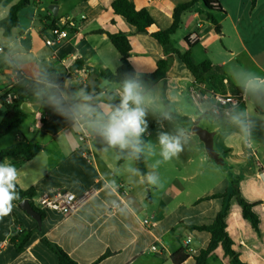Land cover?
<instances>
[{
    "label": "crops",
    "instance_id": "obj_1",
    "mask_svg": "<svg viewBox=\"0 0 264 264\" xmlns=\"http://www.w3.org/2000/svg\"><path fill=\"white\" fill-rule=\"evenodd\" d=\"M18 1L0 3V20ZM34 1L36 9L30 5L20 12V27L14 29L11 36L4 35L0 29V75L3 79L0 80V99L12 92L11 89L26 86L54 68L58 75L56 81L69 96L84 88L94 96L101 109L106 106L108 97H116L118 102L120 85L109 83L87 71L86 67L115 72L121 64V56L108 34L122 32L130 39V61L139 78L154 72L159 60H168L169 66L159 80L143 81L146 89L164 110L187 117L192 123L214 132V147H220L219 151L215 150L223 163L213 162L204 143L192 133V127L172 117L171 121L164 120L163 129H160L156 117L149 114L150 135L146 134V141L152 140L155 144L158 130L172 131L175 127L188 129L191 139L178 157L161 164H158L161 159L158 149L156 155L146 149L142 154L147 174L143 176L134 158L121 159L118 150L105 151L102 141L83 125L74 124L41 104L37 110L27 111L28 117L18 128L0 138V151L22 137L39 143L41 151L31 160L15 156L1 163L7 160L17 168V185L22 190L32 188L35 200L43 195L53 198L71 192L78 199L77 205L67 215L47 210L40 228L20 208V203L13 201L11 214L0 219V264H58L56 254L42 238L57 244L78 264H174L171 256L182 247L187 248L189 257L181 264H196L195 257L208 246L211 235L190 226L212 224L224 207L222 198H203L230 192L235 184L253 177H258L264 186V101L243 93L245 101L238 107L246 109L255 121L252 140L245 143L230 117L211 115L214 100L207 84L196 82L182 61L166 52L149 34L136 33L133 26L113 12L114 0ZM44 1L49 6L58 5L57 18L42 5ZM133 1L138 9H147L156 25L165 30L173 23L174 8L192 0ZM218 1L224 13L216 12L214 17L221 33H217L216 26L207 18L203 3L199 2L183 15L182 26L171 37V44L184 53L188 50L186 38L189 39L195 62L208 61L219 67L229 94L240 90L235 78L241 70L250 69L264 76V0H258L254 7L252 0ZM41 5L46 13L37 23L35 17ZM68 17L75 22L68 38L59 46L47 47L44 37L50 35L49 29L53 25H63ZM4 54L8 56V63L3 59ZM77 59H85L86 65L71 69ZM196 95L207 97V100L196 99ZM25 103L28 107L36 106L35 98ZM223 121L230 122L229 129L224 130ZM82 129L92 136L88 146L78 139ZM217 165H227L229 169L225 170L228 175V180L224 178L223 181L227 183L225 189L220 190L221 183L216 184L211 193L201 192L203 182L211 176L212 181L217 179ZM149 174L159 176L158 185L148 182ZM235 208L231 200L228 230L239 241L238 250L247 264H264V248L260 246L264 230L260 236L255 235ZM261 208L264 217V201ZM144 220L150 221V225H144ZM14 229L33 232L21 251L11 241ZM23 237L24 233L17 243ZM153 245L159 248L158 252L151 250ZM207 264L226 263L218 252Z\"/></svg>",
    "mask_w": 264,
    "mask_h": 264
},
{
    "label": "trees",
    "instance_id": "obj_2",
    "mask_svg": "<svg viewBox=\"0 0 264 264\" xmlns=\"http://www.w3.org/2000/svg\"><path fill=\"white\" fill-rule=\"evenodd\" d=\"M2 1L3 0H0V3ZM257 1L258 0L251 1L252 7L256 5ZM34 2V0H19L10 8L7 16L0 20V29L4 31V35L11 36L12 31L20 27V12L24 8L32 5ZM199 2L203 3L207 18L216 26L217 33H221L220 25L214 17V13L216 12L224 13V10L218 0H192L190 2L178 4L173 10V23L165 30L160 29L156 25L153 17L147 9H138L133 0H114L111 8L115 14L123 17L128 24L133 26L136 33L149 34L165 49L166 52L176 55L186 66L196 82L206 83L208 88L214 93L228 94V91L224 87V74L221 69L217 66H212L208 61L199 64L196 63L192 56L193 45L189 39L186 38L188 50L184 53H181L171 44V37L176 34L182 26L183 15L186 12L193 10ZM54 18L57 17L54 16ZM108 37L121 56V64L119 68L115 72H112L104 69L96 70L87 66L86 70L91 73H96L100 78L108 81L109 83L120 85V82L126 77V75L133 73V70H135L130 61L132 46L128 35L125 33L120 32L108 34ZM11 63L14 65V61L11 60ZM85 65V59H77L71 66V69H79ZM168 66V60L166 58L161 59L158 61L154 72L147 74L140 79L142 81L155 82L159 80L162 75H164ZM57 77L58 75L56 70L51 68L42 73L38 79L29 81L26 86L11 89V91L17 95V99L12 104L4 103L3 105L4 116L0 123V138L18 128L28 117L29 113L22 109V105L27 100L35 98L34 91L38 87L37 81L43 78L56 80ZM39 86L42 87V85ZM237 92H240V90ZM5 95L2 96L0 100H4ZM171 115L177 122L183 123L190 128L195 124L187 117L179 116L175 113H172ZM41 149L42 146L39 143L29 141L25 137H22L17 143L2 149L0 151V159L2 162L8 157L23 156L25 159L31 160L41 151ZM120 156L121 159L129 157L126 152L120 153ZM135 162L140 173L143 176H146L147 172L143 154H141L138 159H135ZM16 191L19 194V199L15 200L16 203H19L24 199H28L33 208L41 214L42 219L45 218V212L35 206L33 201L35 192L32 188L22 190L16 183ZM215 198H222L224 200V207L223 210L217 214L212 224L190 226L191 229L205 231L211 235L208 246L202 249L195 257L196 264H207L208 259L218 252H220L222 260L226 264H247L243 254L238 250L239 241L236 240L228 230L230 201L234 200L236 204L235 210L238 215L247 223L248 227L255 235L260 236L264 230V217L261 208L262 202L264 201V186L258 177H253L235 184L230 192L206 196L203 199L210 200ZM23 233V239L20 243H17L19 236ZM32 233V231L22 232L14 229L11 241L17 245L18 251L22 250L25 243L30 239ZM42 242L56 254L58 264H78L57 244L52 243L46 238H42ZM260 246L264 248V236L260 242ZM188 257L189 252L187 248L182 247L171 256V259L174 264H181L188 259Z\"/></svg>",
    "mask_w": 264,
    "mask_h": 264
},
{
    "label": "clouds",
    "instance_id": "obj_3",
    "mask_svg": "<svg viewBox=\"0 0 264 264\" xmlns=\"http://www.w3.org/2000/svg\"><path fill=\"white\" fill-rule=\"evenodd\" d=\"M235 83L242 93L264 101V76L250 69H243L235 78ZM37 84L34 91L36 107L47 105L57 115L74 124L83 125L102 141L106 146L105 151L118 150L138 159L146 149L153 155L157 154L158 149L161 158L158 164H161L178 157L191 139V132L184 127H175L172 131L158 130L155 144L144 139L146 134L150 135L147 119L149 114L156 117L160 129H163L164 120H172V115L156 103L135 70L120 82L118 102L116 97H108L103 109L84 88L69 96L56 80L43 78ZM227 114L231 123L239 129L241 140L250 142L255 121L247 110L234 106ZM17 180V168L7 160L0 163V219L11 214L13 201L19 199ZM147 180L152 185H158L159 176L149 174Z\"/></svg>",
    "mask_w": 264,
    "mask_h": 264
},
{
    "label": "built area",
    "instance_id": "obj_4",
    "mask_svg": "<svg viewBox=\"0 0 264 264\" xmlns=\"http://www.w3.org/2000/svg\"><path fill=\"white\" fill-rule=\"evenodd\" d=\"M75 27V22L71 18H66L63 25L53 26L49 29V36L44 37V43L47 47H56L61 45L64 40L68 38L69 30ZM2 48H0V52ZM194 94V93H193ZM212 98L214 100L210 108L211 115L215 117H229L227 114L234 106H240L244 101V94L241 92L229 93V94H219L211 91ZM195 98L200 100H207V97L196 95ZM17 99V95L13 92L6 93L4 100H0V105L3 106L4 103L12 104ZM78 138L82 144L88 146L92 136L85 130L82 129L78 133ZM77 197L71 192H63L57 194L55 197L51 198L47 195H43L39 199H33L35 206L42 211L53 210L59 212L62 215L70 214L77 205ZM144 225L149 226L150 221L144 220ZM153 252H158L159 248L156 245L151 247Z\"/></svg>",
    "mask_w": 264,
    "mask_h": 264
},
{
    "label": "water",
    "instance_id": "obj_5",
    "mask_svg": "<svg viewBox=\"0 0 264 264\" xmlns=\"http://www.w3.org/2000/svg\"><path fill=\"white\" fill-rule=\"evenodd\" d=\"M48 9L54 16L58 15V5L52 4L48 7ZM22 109L25 111H31L33 109L37 110L38 107H36V106L28 107L27 104L24 103L22 105ZM191 131L194 135H197L199 137V139L204 143L207 155L210 158H212L214 161H216L217 163L222 164L223 160L219 156V153L215 150V147H214L215 133L201 127L198 124H194L191 128ZM0 163H1V159H0ZM145 181H146V179H145ZM20 208L30 218L35 220L38 223L40 228L42 227V222H43L42 216L37 210H35L33 208V206L31 205V203L28 199H24L20 202Z\"/></svg>",
    "mask_w": 264,
    "mask_h": 264
},
{
    "label": "rangeland",
    "instance_id": "obj_6",
    "mask_svg": "<svg viewBox=\"0 0 264 264\" xmlns=\"http://www.w3.org/2000/svg\"><path fill=\"white\" fill-rule=\"evenodd\" d=\"M44 7H49V4H48V2L47 1H44V3L42 4ZM38 6V15L35 17L36 18V21H37V23H39V18L44 14V13H46V12H43L42 11V7L43 6ZM32 6V8H35L36 9V7L34 6V4H32L31 5ZM46 11V10H45ZM28 23H30V19L28 18ZM3 59L5 60V62L6 63H8V56H7V54H4L3 55ZM6 65V64H5ZM6 67H9V64L8 65H6ZM0 80H3L2 79V76L0 75ZM50 109H52L51 107H50ZM53 110V109H52ZM3 116H4V109L3 108H1L0 109V123H1V121H2V119H3ZM222 120H224V119H222ZM221 120V121H222ZM220 122V121H219ZM204 125V124H203ZM222 127L224 128V130H226V129H229L230 128V122H224L223 121V123H222ZM226 128V129H225ZM79 139V138H78ZM153 144H154V142L152 141V140H150ZM253 145H254V147H256V145H257V143L256 142H254L253 143ZM215 148L219 151V149H220V147L218 146V145H216L215 146ZM148 151V150H147ZM212 160V159H211ZM213 162H216V161H213ZM217 164V163H216ZM218 167V171H217V173H216V175H215V177L217 178L216 180H214V181H212L213 180V178H212V176H211V174H210V176H211V178L210 179H208L206 182H203L202 183V185H201V192H206V193H211L215 188H216V184L217 185H219V184H221V186H219V188H220V190L221 191H223V189H225V187H226V185H227V183H225L224 182V184H223V181H224V178H226L227 180H228V178H227V173L225 172V170L227 171V170H229L228 168H227V165H217ZM204 181V180H203ZM195 182H197V179L195 180ZM20 203V202H19ZM19 203H18V205H19Z\"/></svg>",
    "mask_w": 264,
    "mask_h": 264
}]
</instances>
